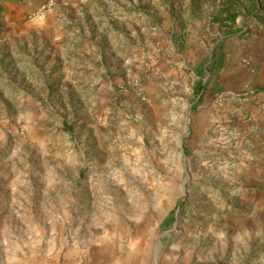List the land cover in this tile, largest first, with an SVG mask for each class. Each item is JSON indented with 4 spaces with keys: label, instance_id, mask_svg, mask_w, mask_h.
<instances>
[{
    "label": "rangeland",
    "instance_id": "1",
    "mask_svg": "<svg viewBox=\"0 0 264 264\" xmlns=\"http://www.w3.org/2000/svg\"><path fill=\"white\" fill-rule=\"evenodd\" d=\"M107 1L66 53L0 0V264H264V124L213 86L247 0Z\"/></svg>",
    "mask_w": 264,
    "mask_h": 264
},
{
    "label": "crops",
    "instance_id": "2",
    "mask_svg": "<svg viewBox=\"0 0 264 264\" xmlns=\"http://www.w3.org/2000/svg\"><path fill=\"white\" fill-rule=\"evenodd\" d=\"M38 1L39 5L43 0H37V2ZM247 2L248 3H243L242 7L236 10V12L238 13L236 17L237 21L247 20V26L238 24L235 25V35L239 36L237 38V46L234 49V51L236 52V56L231 58L228 54V48L230 47L228 40H225L223 45L219 44V47L217 48V59L213 65V72L215 73L213 76V86H215V88H225V90H227L228 93L232 94L233 97L241 95V93L243 94V89H247L249 92V96L242 99L246 103L243 108H245L247 112L251 111V115L255 117V121L259 119L260 123L264 124V113H260L261 108H264V26L262 22H258L257 17L255 16L257 12L263 13L262 9L264 8V0H260L259 2L258 0H247ZM98 3L103 7L108 3V1L58 0V4L55 10L48 15V20L51 21L55 16H57V21L61 22V24H69L73 22V24L75 25L71 28L70 31L67 30L61 33L57 32V46L59 47V49H61V51L64 50L66 53H70L73 50H77V17H89V14L92 12L89 6L92 7ZM78 6L81 7L77 9ZM62 7L64 8L62 9ZM72 9H76L77 12L76 14H74V17H70L71 19H68L67 16L73 14L71 12ZM59 11L61 13H59ZM247 27H249L250 30H248ZM244 31L245 34L243 35L242 32ZM246 44L249 45L246 46ZM257 49L261 53L258 56H254L253 54L257 51ZM244 52L247 54V57L251 56L250 66L245 64L243 65L241 63L230 62V60L232 61L237 59V57H239ZM66 62L73 63L71 65V68H77L74 65V63L77 62V58L68 56ZM219 66L220 68L217 71V68ZM69 68L70 66L67 67V71L65 70V72H67L68 74ZM81 74H83V72H81ZM260 88L263 89L261 90ZM240 91L242 92L239 93ZM213 93L214 90H212L210 94H206V103L213 100V106L216 107V112L223 111V109L221 108L222 100L214 99L212 96ZM204 96L202 97V99L204 98ZM217 98H219V96ZM229 103H232L231 106L233 107L239 102L233 98ZM257 125L258 127L262 126L261 124Z\"/></svg>",
    "mask_w": 264,
    "mask_h": 264
},
{
    "label": "built area",
    "instance_id": "3",
    "mask_svg": "<svg viewBox=\"0 0 264 264\" xmlns=\"http://www.w3.org/2000/svg\"><path fill=\"white\" fill-rule=\"evenodd\" d=\"M58 4V0H43L37 7L32 9L27 17L30 21H45Z\"/></svg>",
    "mask_w": 264,
    "mask_h": 264
},
{
    "label": "trees",
    "instance_id": "4",
    "mask_svg": "<svg viewBox=\"0 0 264 264\" xmlns=\"http://www.w3.org/2000/svg\"><path fill=\"white\" fill-rule=\"evenodd\" d=\"M204 91V84L200 81L196 84L195 92L198 94L197 96H200L201 93ZM200 99V97H199ZM179 209H181V202L178 203ZM175 222V211L172 212L161 224L162 230L169 229L173 223Z\"/></svg>",
    "mask_w": 264,
    "mask_h": 264
},
{
    "label": "water",
    "instance_id": "5",
    "mask_svg": "<svg viewBox=\"0 0 264 264\" xmlns=\"http://www.w3.org/2000/svg\"><path fill=\"white\" fill-rule=\"evenodd\" d=\"M177 212H178V209H177L176 213H177ZM171 230H172V229H170V230H166L165 232H163L162 236L167 235ZM159 248H160V244L158 245L157 253H158ZM157 253H156V254H157Z\"/></svg>",
    "mask_w": 264,
    "mask_h": 264
}]
</instances>
